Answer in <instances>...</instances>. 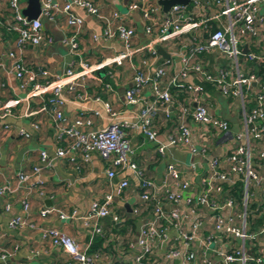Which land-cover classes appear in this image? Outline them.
<instances>
[{
  "label": "built area",
  "instance_id": "1",
  "mask_svg": "<svg viewBox=\"0 0 264 264\" xmlns=\"http://www.w3.org/2000/svg\"><path fill=\"white\" fill-rule=\"evenodd\" d=\"M4 1L10 16L5 21L0 17V25L17 35L14 48L6 51L5 56L18 87L23 90L26 100L41 99L43 93L49 92L47 98L42 99L40 110L49 116L54 148L49 159L45 151H40V162L50 163L60 157L73 160L75 153L86 161L88 155L95 152L107 163V177H113L116 171H132L138 180L140 201L150 205V217L137 229L131 257H125L115 264H157L154 243L157 239H166L168 227L178 232L181 241L178 247H169L164 252L166 260L178 258L181 264H196L202 259L199 253L208 251L218 257V264H264V81L255 71L245 69L238 62V56L241 55V61L249 59L264 63V0H189L186 5H171L166 12L148 0L129 1L125 6L126 12L140 13L143 34L148 38L145 45L135 49H131L135 30L133 26L125 24L124 13L112 10L104 14L90 0H69L63 4L56 0H37L39 13L34 19L22 14L19 0ZM72 7H78L100 21L103 38L119 39L122 52L94 64L79 60L77 70L69 65L57 75H51L38 67L34 70L27 68L21 59L22 49L27 45H37L45 37L40 16L52 20L57 14L64 15L69 34L64 36L62 42L67 45L70 55L78 54L76 37L81 31L82 18L72 12ZM92 38L95 36L92 35ZM177 40L180 44V67L163 82L168 59L150 68L160 57L156 47L169 49ZM49 41L50 38H47ZM245 42L246 46L257 48L256 52L243 51L240 46ZM211 50H216L229 60L231 72L222 68L215 72L205 69L200 55ZM135 54L141 57L140 64L136 66L131 62ZM124 60L129 62L128 67L131 69L130 82L123 93L124 101L131 105L140 104L134 120L119 119L117 111H113L107 102H101L111 119L106 126L80 131V127L91 123L90 118L81 113L64 123L63 93H73L82 100L98 101L97 97L87 94L86 78L96 70L120 65ZM38 76L45 79L39 82ZM189 76L198 82H188L186 79ZM201 81L214 83L223 95H233L239 100L242 118L239 133L231 134L226 121L208 112L200 101L203 92ZM105 87L109 88L107 84ZM144 88L148 89L150 99L140 103L139 94ZM178 96L181 97L179 100ZM16 103L17 100L0 101V119L12 115ZM247 103L249 107L246 109ZM159 113L165 120L174 118L176 121L162 143L155 139L157 134L153 126ZM188 120L198 126V147L192 141L194 132ZM30 127L36 130L37 124L31 122ZM7 128L5 124L1 126L3 130ZM129 130H137L153 142L155 153L160 156H163L166 147H183L191 155L206 157L205 171L199 178L198 190L184 197L180 194L179 191L189 188L190 182L181 178L180 170L171 162L165 165L161 183L156 184L144 177L132 159L133 151L126 134ZM214 132L238 141L224 157H207L209 151L206 143ZM17 133L23 138L28 137L24 130L19 129ZM40 170L37 164L31 167L29 173L18 172L17 187L31 174L37 176ZM237 181L242 184L238 203L231 195L225 194L227 189L224 191L222 188L223 184L231 186ZM33 183L41 184L37 179ZM173 186L178 187V192L172 190ZM126 187L127 181L122 179L116 186V194L122 193ZM7 191L9 187L0 186V196ZM38 194L42 195V192L38 191ZM112 203V194L106 193L101 199L90 201L82 215H75L74 211L69 216L58 213L60 219L69 217L80 221L81 226L88 231V240L84 245L77 244L55 227L34 226L27 217L28 201L24 196L20 199L23 214L12 216L7 221V227L38 229L43 239L67 254L65 264H98L102 259L106 260V255L100 250L87 249L93 237H103L100 221L107 218L112 225H116L123 220L113 210ZM164 204L170 209L164 210ZM140 207L138 205L130 209V215L136 217ZM50 211L41 209L39 215L43 217ZM253 218H261L262 221L250 226ZM206 223L211 228H203ZM217 240L224 244L215 247ZM195 243L201 247V252L194 246ZM127 246L131 248L130 243ZM0 257H4L3 252ZM205 261L203 259L202 263Z\"/></svg>",
  "mask_w": 264,
  "mask_h": 264
},
{
  "label": "crops",
  "instance_id": "2",
  "mask_svg": "<svg viewBox=\"0 0 264 264\" xmlns=\"http://www.w3.org/2000/svg\"><path fill=\"white\" fill-rule=\"evenodd\" d=\"M56 1L63 4L69 0ZM90 1L96 4L102 13L109 14L112 10L122 13L121 10L126 9V4L132 0ZM148 1L157 5L160 9L156 0ZM27 5L28 0H19L21 12L26 9ZM72 12L82 18L81 31L76 37L78 54L70 55L67 45L62 42L64 36L69 34L65 16L57 14L52 20L43 16L39 20L45 35L44 39L37 45H27L21 52V59L27 68L34 70L38 67L51 75H57L61 74L69 65L73 70H77L79 60L94 64L122 52L123 47L119 39L116 37L103 38L100 21L78 7H72ZM9 16L10 12L6 1L0 0V17L2 21L8 19ZM124 16L125 24L133 26L135 30L131 49L145 45L146 43L141 44V38L137 33V24H142L140 13L138 11H127ZM210 24L212 25V23ZM92 35L95 38H92ZM16 36L14 31H6L0 25V101L17 100L12 108V115L0 119V186L6 185L9 187V191L0 196V253H4V257H0V264H65L68 260L67 254L59 247L51 245L47 239H43L38 229L28 227L11 229L7 227V221L12 216L23 214L20 204V199L23 196L28 201L27 217L34 226L55 227L77 244L84 245L88 240V231L81 226L80 221L69 217L60 219L58 213L62 212L69 216L74 211L75 215H82L90 201L101 199L104 194L111 193L113 197L112 208L123 217V220L116 225H112L107 218L100 221L103 228V237H96L103 239L100 246L95 244L93 251L102 249L106 255V260L102 259L98 264H115L125 257L130 258L135 249L137 229L150 217L149 206L142 203L138 197L137 178L130 170L116 171L113 177H107L105 173L107 163L95 152H91L86 161L81 160L79 154L75 153L73 160H70L69 157H60L51 160L50 163L40 162V151H45L48 156L47 159H49L54 148V135L49 116L47 112L40 110L43 104L42 99L45 100L49 92L43 93L41 99H24V92L18 87V82L14 78L8 59L5 56L6 51L14 48ZM142 36L147 38L144 34ZM47 38H50L49 42H47ZM246 45L245 42L240 48L245 52H256L257 48ZM178 47H180L178 40L169 49L161 47L168 54V57L163 58L159 54V59L150 67L159 66L162 60L168 59V69L163 82L180 67ZM144 55L147 56V53H144ZM140 59L139 54H135L131 62L136 66L140 64ZM222 59V55L216 50L200 55L202 65L209 72H215L218 68L229 71L231 69L230 64L225 63ZM251 62L257 65L261 64L256 60L249 59L242 60L241 64L245 69L252 70L254 68L250 65ZM261 65L264 67V63ZM128 66L129 62L124 60L120 65H110L104 69L96 70L86 78L85 90L87 94L90 97H97L98 101L78 99L73 93L64 92L62 106L64 123L70 122L81 113L82 116L89 117L91 123L88 126L80 127V131L97 130L106 126L111 119L104 111L101 102H107L113 111H117L119 119L134 120L140 104H127L124 101L123 94L121 96L118 92V88L124 91L130 82L131 69ZM44 79V77L38 76L39 82ZM186 80L188 82H198L191 76ZM201 83L209 84V88L203 86V92L200 96V101L208 112L226 121L231 134L239 133L242 129L239 100L233 95H223L214 83L206 81H201ZM106 84L109 88L105 87ZM220 95H223V100L226 102L228 119L216 114L217 111L221 113L223 107ZM139 96L140 103L150 99L149 91L146 88L142 89ZM180 98V96L177 97L178 100ZM246 105L248 108L249 104ZM191 106H193V103H191ZM172 110L175 111V108L172 107ZM232 117L237 118V131H232L230 128L232 126L230 118L232 119ZM31 122L37 124L36 130L30 127ZM175 122L174 118L165 120L161 113L157 115L153 126L156 134L163 138L162 141L158 142H164L166 133L173 128ZM188 122L194 132L192 141L198 147V126L190 120ZM3 124L8 127L6 130L1 129ZM19 129L26 131L28 137L23 138L18 135L17 131ZM126 134L133 151L132 159L140 168L144 177L151 179L156 184L161 183L165 165L171 162L180 170L181 178L190 182L189 188L179 191L180 194L184 197L198 190L199 178L205 171L206 157L191 155L183 147H166L163 156H160L155 153V144L147 140L139 131L129 130ZM237 142L233 137L226 138V136L214 132L206 143L207 151H209L207 157L212 155L224 157ZM160 162L163 163L162 169L159 168ZM37 164L41 167L39 174L37 176L31 174L26 181L17 187L16 174L18 172L29 173L31 167ZM36 179L41 184H34L33 182ZM122 179L127 181V187L117 195L115 192L116 186ZM172 190L177 191L178 187L173 186ZM38 191H41L42 195H39ZM138 205L141 206L140 213L136 217L131 216L130 209ZM41 209H51V211L40 217L39 211ZM163 209L170 208L164 204ZM125 218H132V223L124 225ZM205 226L211 228L209 223L204 224L203 228ZM166 232L164 241L157 239L154 243V257L157 264H181L178 258L166 260L163 256L169 247H178L181 241L176 230L168 227ZM96 237H93L92 242ZM92 242L87 249L88 251H92L90 250ZM127 243L131 244L132 249L127 246ZM223 244L222 241L217 240L214 246L220 247ZM194 246L197 250L201 248L196 243ZM199 255L202 259L201 262L196 264H218V257L212 255L211 252L206 251L204 254L199 253ZM203 259L206 260L204 263H202Z\"/></svg>",
  "mask_w": 264,
  "mask_h": 264
},
{
  "label": "trees",
  "instance_id": "3",
  "mask_svg": "<svg viewBox=\"0 0 264 264\" xmlns=\"http://www.w3.org/2000/svg\"><path fill=\"white\" fill-rule=\"evenodd\" d=\"M210 27L213 29L212 25ZM250 65L253 66L254 69H252V71H255V73L258 75L260 80H264V70H263L264 67L261 64L257 65V64H255L253 62H251ZM202 86L209 88V84L208 83H203ZM248 107H249V105H248ZM245 108L247 109V105L245 106ZM257 146H258V143H257ZM241 186H242L241 181H237L236 183H234L231 186H227L226 184H223L222 188H223L224 191H225V189H227L228 191H225L226 192L225 194L231 195L235 199V201L238 203L240 195H241ZM148 206L150 208L149 204H148ZM250 220L251 219H249L248 221H250ZM261 221H262L261 218H253L252 222H250V226H252L254 224H258ZM123 222H124L123 223L124 225H126L127 223L130 224V223H132V218L131 219L130 218H126V219H124ZM102 239L103 238H99V237L97 238L96 237V239L92 242V247H90V250L93 251V248H94L95 244H96V246L97 245L100 246V244L102 242ZM100 251L103 252L102 249Z\"/></svg>",
  "mask_w": 264,
  "mask_h": 264
},
{
  "label": "water",
  "instance_id": "4",
  "mask_svg": "<svg viewBox=\"0 0 264 264\" xmlns=\"http://www.w3.org/2000/svg\"><path fill=\"white\" fill-rule=\"evenodd\" d=\"M189 0H156V3L160 6V9L162 12H166L169 7L173 4H182L186 5ZM122 13H126V9L121 10ZM39 13V4L37 0H28V5L24 11H22V14H24L29 19H34L38 16ZM159 54L166 58L168 57V54L164 52V50L160 47H156Z\"/></svg>",
  "mask_w": 264,
  "mask_h": 264
},
{
  "label": "rangeland",
  "instance_id": "5",
  "mask_svg": "<svg viewBox=\"0 0 264 264\" xmlns=\"http://www.w3.org/2000/svg\"><path fill=\"white\" fill-rule=\"evenodd\" d=\"M262 6H263V3L261 2L260 3V8L262 9ZM43 16H40L39 18H42ZM137 33H138V35L140 36V40H141V44H145V43H147V41H148V39L147 38H145V37H143L142 35H143V27H142V24H140V23H138L137 24ZM222 61H224L225 63L226 62H228L229 63V60L228 59H226V58H224V56H222ZM241 55H239L238 56V62H239V64L241 65ZM221 64H223L222 62H221ZM118 92L121 94V96H122V94H123V90L122 89H120V88H118ZM223 95H220V99H221V101H222V104H223V107H222V109H221V113L219 112V111H217L216 112V114L217 115H221V116H223L224 118H226V119H228V114H227V112H226V107H225V105H226V102H224V100H223ZM230 120H231V122H232V126L230 127L231 128V130L232 131H237L238 130V125H237V118L236 117H232V119L230 118ZM155 139L157 140V141H162L163 140V138L160 136V135H156L155 136ZM187 159H188V157H187ZM159 168H163V163L162 162H160L159 163Z\"/></svg>",
  "mask_w": 264,
  "mask_h": 264
}]
</instances>
